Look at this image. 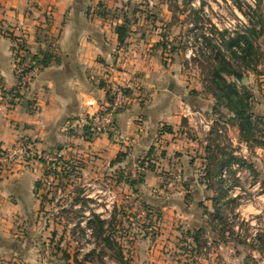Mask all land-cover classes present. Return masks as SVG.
<instances>
[{
    "label": "crops",
    "instance_id": "obj_1",
    "mask_svg": "<svg viewBox=\"0 0 264 264\" xmlns=\"http://www.w3.org/2000/svg\"><path fill=\"white\" fill-rule=\"evenodd\" d=\"M126 1L0 0V264H37L23 233L24 228L29 233L45 203L36 186L47 168L41 152L99 156L104 162L100 167L107 164L120 172L154 151L156 171L133 186L135 204L144 202L161 213L162 226L179 223L209 234H214L208 223L218 200L214 183L251 173L225 162L228 154L240 156L237 147L244 150L246 145L231 114L223 107L214 110L211 94L201 89L189 93L178 63L162 60L163 21L133 19L143 6L139 0ZM151 8L164 15L162 2ZM117 26L126 28L123 42ZM20 37L28 59L49 62L16 98L10 89ZM121 87H126L127 102L116 115L118 135L92 133L85 125L87 114L108 103ZM250 90L252 112L264 120V91ZM218 126L225 127L235 150L228 152L220 135L215 137ZM18 139L30 149L5 160ZM163 166L176 173L174 180L161 179L158 169ZM224 168L227 178L221 174ZM253 168L264 176L263 165ZM124 188L132 191L128 184Z\"/></svg>",
    "mask_w": 264,
    "mask_h": 264
},
{
    "label": "rangeland",
    "instance_id": "obj_2",
    "mask_svg": "<svg viewBox=\"0 0 264 264\" xmlns=\"http://www.w3.org/2000/svg\"><path fill=\"white\" fill-rule=\"evenodd\" d=\"M156 1L165 6L161 17L151 8ZM139 3L143 7L138 8L139 17L133 19L163 21L162 60L178 63L192 95L200 89L211 94L207 90L212 64L209 59L212 45H221L222 32L228 31L224 33L227 37L245 30V26L257 29L264 26V0H139ZM257 36L264 50V30ZM206 38L215 41L209 45ZM233 66L247 78L244 84L249 90L259 87L264 91V62H260L258 72L253 70V64L247 66L240 59L233 60ZM227 79L240 85L233 76ZM257 127L256 137L245 142L244 150L236 149L240 152L236 157L242 161L239 162L242 169L251 170L250 175L241 174L238 178L231 174L227 178L230 182L214 183L218 210L210 213L213 216L208 223L214 234L202 231L198 242L182 224L160 225L161 213L154 212L150 217L145 211L140 214L145 209L140 201L135 204L137 189L107 164L100 167L104 162L99 156L61 155L59 162L46 168L45 179L49 183L41 182L44 186L40 187L45 203L31 221L29 235L24 228V240L28 239L34 251L33 259L37 264H72L75 253L82 259L91 249L99 251L98 241L87 225L91 215H99L110 224L104 226L105 231H115L119 236L126 264H264V176L253 168L264 166V122L260 120ZM215 133L216 138L220 135L225 142L228 152L235 150L227 135L217 130ZM50 152L56 155L59 151ZM158 173L163 181L174 180L176 174L168 166L158 169ZM126 184L131 186V192L124 188ZM65 253L70 254L69 259L64 257ZM109 254L107 251L103 255L102 264H120ZM97 255L96 252L94 263L100 264L96 262Z\"/></svg>",
    "mask_w": 264,
    "mask_h": 264
},
{
    "label": "trees",
    "instance_id": "obj_3",
    "mask_svg": "<svg viewBox=\"0 0 264 264\" xmlns=\"http://www.w3.org/2000/svg\"><path fill=\"white\" fill-rule=\"evenodd\" d=\"M260 1V0H259ZM264 30V26L261 25L257 29V26L246 27L243 31H236L234 35L225 36L228 31H224L220 34L221 45L216 43L212 45L213 51L211 53L210 59L212 64L210 66V75H209V85L207 90L212 94L215 104L214 110H217L220 106L225 108L230 114V118L236 122L240 138L247 143L251 138H255V132L258 131V123L261 120L264 122L263 118L257 115H254L252 112V102H253V93L249 88L241 83L243 78L242 71H237L234 69L233 60L240 59L242 63L250 66L253 64V70L258 72V66L260 62H264V50L261 49V44L257 41V35ZM116 31L118 33V40L123 42L124 36L126 33V28L124 26H117ZM225 33V34H224ZM206 44L211 45L212 41H215L212 38L205 39ZM225 50V51H224ZM49 60L46 58H41L37 61L40 66H45ZM227 76H233L236 78L240 85L238 86L235 81H230L227 79ZM112 96L109 97L111 101ZM154 151H150L145 157L138 159L141 164L145 165L149 171H156V164ZM226 163L232 162H242L239 158L234 157L231 154L226 156ZM47 170H44V175L47 177ZM122 175V170L120 171ZM123 176V175H122ZM45 177V178H46ZM145 175L139 176L137 179L126 178L129 181L131 186H134L138 183L143 182ZM42 180V182H45ZM38 188L41 187V181L36 182ZM42 202H44V196H42ZM44 197V198H43ZM43 204V203H42ZM41 204V206H42ZM142 206L145 209L146 216H152L154 211L152 208L147 207L144 202H141ZM215 210H218L215 206ZM156 212V211H155ZM159 213V212H156ZM160 214V213H159ZM156 216V214H155ZM159 217V215H158ZM156 216V218H158ZM113 219V217H112ZM108 223L107 219L101 218L99 215H91L87 220V225L92 229V236H94L98 241V249H91L86 252L82 259L77 257V253L72 255V264H97L94 263L93 257L97 252L96 262L102 264V257L106 252H110L109 256L112 257L115 261L120 264H126L127 259L124 255V249L121 245L119 236L116 235L115 231H105L104 226ZM93 225H96L95 227ZM110 227V224H107ZM202 230V229H201ZM199 231H193L194 240L199 241ZM65 258L69 259L70 254L65 253Z\"/></svg>",
    "mask_w": 264,
    "mask_h": 264
},
{
    "label": "built area",
    "instance_id": "obj_4",
    "mask_svg": "<svg viewBox=\"0 0 264 264\" xmlns=\"http://www.w3.org/2000/svg\"><path fill=\"white\" fill-rule=\"evenodd\" d=\"M15 59H14V75L15 83L11 87L10 92L14 97L18 98L24 91H26L32 82V80L38 75L41 66L35 59H28L25 56L26 45L22 37L15 42ZM0 88L2 85L0 83ZM125 88L121 87L116 89L112 94L111 101L100 106V108L93 114H87L85 119V125L92 133H110L112 135H118V128L116 125V115L125 107L127 102V96L125 94ZM201 117V116H200ZM201 120L203 118L201 117ZM203 123V121H202ZM224 124V123H223ZM209 129V123H206ZM217 131L219 133L225 132V127L218 126ZM30 149L29 144L24 139H18L13 147L7 152L4 157L6 160L15 153H26ZM39 158L47 165L51 166L53 163L60 161V154L51 153L49 151L41 152ZM231 167L240 169L242 166L239 162H232ZM149 172L148 168L141 164L140 160L135 161L130 167L122 169V175L126 178L137 179L141 175H146ZM222 176L227 178V169L222 170Z\"/></svg>",
    "mask_w": 264,
    "mask_h": 264
},
{
    "label": "water",
    "instance_id": "obj_5",
    "mask_svg": "<svg viewBox=\"0 0 264 264\" xmlns=\"http://www.w3.org/2000/svg\"><path fill=\"white\" fill-rule=\"evenodd\" d=\"M246 79H247L246 77H243V78L241 79V83L244 84L245 81H246Z\"/></svg>",
    "mask_w": 264,
    "mask_h": 264
}]
</instances>
